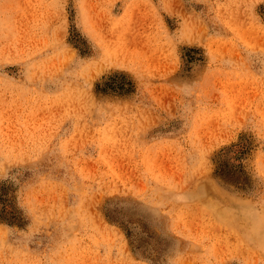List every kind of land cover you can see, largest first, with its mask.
<instances>
[{
    "label": "rangeland",
    "instance_id": "obj_1",
    "mask_svg": "<svg viewBox=\"0 0 264 264\" xmlns=\"http://www.w3.org/2000/svg\"><path fill=\"white\" fill-rule=\"evenodd\" d=\"M0 264H264V0H0Z\"/></svg>",
    "mask_w": 264,
    "mask_h": 264
},
{
    "label": "bare ground",
    "instance_id": "obj_2",
    "mask_svg": "<svg viewBox=\"0 0 264 264\" xmlns=\"http://www.w3.org/2000/svg\"><path fill=\"white\" fill-rule=\"evenodd\" d=\"M119 52V51H118ZM219 210V209H218Z\"/></svg>",
    "mask_w": 264,
    "mask_h": 264
}]
</instances>
